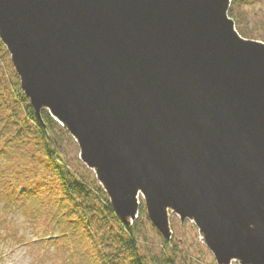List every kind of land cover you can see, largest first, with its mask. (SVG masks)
Wrapping results in <instances>:
<instances>
[{
    "label": "water",
    "instance_id": "1",
    "mask_svg": "<svg viewBox=\"0 0 264 264\" xmlns=\"http://www.w3.org/2000/svg\"><path fill=\"white\" fill-rule=\"evenodd\" d=\"M231 2L0 0V37L126 224L142 194L167 239L173 210L220 264H264V41Z\"/></svg>",
    "mask_w": 264,
    "mask_h": 264
},
{
    "label": "trees",
    "instance_id": "2",
    "mask_svg": "<svg viewBox=\"0 0 264 264\" xmlns=\"http://www.w3.org/2000/svg\"><path fill=\"white\" fill-rule=\"evenodd\" d=\"M252 1L232 0L229 15L243 36L264 41L242 10ZM0 109V200L6 212L29 208L33 224L47 207L46 218L54 220L61 231L51 227L38 240L85 239L93 248V264H193L175 238L176 231L166 239L150 220L143 202L138 217L127 225L96 173L80 163L81 158L80 171L71 166L65 136L77 141L48 109L38 116L1 37ZM149 228L161 236L158 248L148 245Z\"/></svg>",
    "mask_w": 264,
    "mask_h": 264
},
{
    "label": "rangeland",
    "instance_id": "3",
    "mask_svg": "<svg viewBox=\"0 0 264 264\" xmlns=\"http://www.w3.org/2000/svg\"><path fill=\"white\" fill-rule=\"evenodd\" d=\"M242 10L246 12L250 25L257 28L256 33H262L264 37V0L247 3L242 6ZM65 138L67 144L65 151L69 156L70 164L75 170L80 171L83 167L78 162L81 158V147L76 139L75 143L69 140L70 136L67 135ZM80 160L84 166L87 165L82 158ZM92 170L95 172L94 169ZM139 200L140 203L145 204L142 194ZM43 211L45 217L39 212L40 217L33 224L29 220V208L6 212L0 200V264H93L90 257L93 248L85 239L76 238L75 241L73 238H68L65 241L64 238H60L48 242L38 240V236L46 234L45 232L51 227L56 232L61 231L54 226V220L46 218L47 207ZM169 219L172 233L176 231L175 238L181 244L188 261H192L193 264H220L215 253L206 244L205 234L199 228L194 216L182 220L179 213L170 210ZM149 229L151 236L148 238V245L153 244L154 248H158L161 245V236L155 233L153 228ZM228 264H242V262L238 258H232Z\"/></svg>",
    "mask_w": 264,
    "mask_h": 264
}]
</instances>
